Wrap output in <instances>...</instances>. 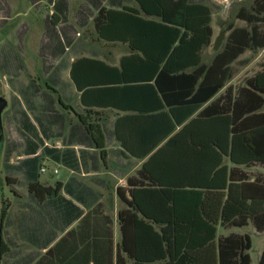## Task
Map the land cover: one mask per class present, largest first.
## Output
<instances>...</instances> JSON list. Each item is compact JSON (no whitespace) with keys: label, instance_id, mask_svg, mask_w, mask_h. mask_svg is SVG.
Masks as SVG:
<instances>
[{"label":"trees","instance_id":"16d2710c","mask_svg":"<svg viewBox=\"0 0 264 264\" xmlns=\"http://www.w3.org/2000/svg\"><path fill=\"white\" fill-rule=\"evenodd\" d=\"M131 1L134 6L84 0L75 16L80 25L92 23L99 41L127 48L116 66L97 50L70 63L68 78L85 110L86 121L80 120L84 133L96 146L88 126L92 108L122 112L108 135L122 154L144 159L137 184L128 186L129 199L115 189L126 207L116 213L120 239L113 260L107 250L105 260L99 255L103 233L96 228L89 233L95 250L91 264H250L247 235L216 237V226L233 229L250 223L256 233H264V177L258 171L264 170V64L259 62L240 85L224 87L248 63L240 59L244 53L264 49V0L236 10L240 26L222 24L223 41L216 52L211 50L208 63L201 53L212 46V9L204 0ZM53 7L58 12L48 18L42 45L51 62L49 79L67 67L70 52L65 50L78 45L73 42L76 29L58 22L65 0L60 9L55 3ZM218 91L219 102L200 109ZM17 115V126H26L31 135L17 132L32 144L28 151L35 152L42 143L38 131L47 136L40 119H33L37 131L24 111ZM25 163L27 192L38 204L54 207L61 201L73 210L67 222L81 216L59 195L58 183L44 187L37 182V157ZM104 234L109 243V231ZM54 250L33 264H85L72 256L66 261L72 248L59 259ZM257 264H264V248Z\"/></svg>","mask_w":264,"mask_h":264},{"label":"crops","instance_id":"0c3cea01","mask_svg":"<svg viewBox=\"0 0 264 264\" xmlns=\"http://www.w3.org/2000/svg\"><path fill=\"white\" fill-rule=\"evenodd\" d=\"M23 1L25 5L32 7L37 5L41 0ZM42 1L46 2L47 6L45 7H49L48 9L52 7L53 11L58 12V10H54V3L60 9L59 3L61 0ZM65 2L66 7H69V1L65 0ZM83 2L84 0H80L78 5L80 6ZM114 2L124 5L121 0H114ZM204 2V4L212 9L210 2L206 0ZM10 5L8 0H0V21L4 23L8 20L5 17L9 15V11L11 10ZM102 5L107 7V2H103ZM126 6H134V2L131 1V4H127ZM49 13L51 15V10H49ZM212 17L213 12L211 21ZM239 23L238 25H234L240 26L241 22ZM211 29L214 33V29L212 27ZM24 35L25 32L23 31L22 33L18 29L16 32L17 41L21 43ZM76 40L74 38L73 42H76ZM43 41L44 37L40 35L39 45H37L36 50L39 56L40 70L43 73L45 87L49 84L56 91L58 95L57 99L47 96L48 94H43L38 99V102L34 101L32 95L36 94L37 88L32 87L33 84L29 80L23 83L18 81L19 76L17 72L23 69V62L17 61L15 56L21 53L20 50L16 49L20 48L19 44L14 45L13 48L16 47V50H11V54L13 55L12 61L8 59L0 60L1 65L14 71L12 75L13 79L16 80L15 84H23L28 87L27 90L23 89L19 96L17 93L14 95V102L10 111L9 129L5 137L3 119L8 109L1 118L0 178L4 186L7 187L15 205L14 211L7 215L2 223L1 240L4 247L1 264H25L31 258L34 259L31 263L33 264L47 250L53 247H55L54 254L57 259L62 255L68 254L69 249L72 248L73 254L68 256L66 261L72 256L71 259L74 261L78 260L80 263L91 264L95 250L90 248L89 233L96 228L100 229L101 233H103V236H100L101 239H98L99 255L105 260L107 250L108 260H113L114 250L120 239L116 213L126 207L116 197L115 189L119 187L120 194L129 199L128 186L137 184V171L140 169L144 159L129 158L122 154L118 144L108 135L114 118L123 115L124 113L122 112L111 108H92L89 115V119L95 121L100 126L107 160H102L96 146H93L88 136L84 133L80 120L82 117L86 121L84 118L85 110L78 101L79 93L75 91L68 78V69L73 59L80 56L88 57V55L96 50L77 41L78 45L73 47L71 51L65 50V52H70L66 58L67 67L61 72V75L49 79L47 51L46 47L42 49ZM125 54L127 52L118 55L115 59L116 63L111 64L107 62L110 58L106 55V63L116 66L118 59ZM240 59L246 58L240 57ZM55 64L56 62L53 66ZM232 80L233 78L224 87L234 86ZM221 91H218L200 109L206 107L210 101L218 99L219 102ZM39 92L42 91L39 90ZM70 94L72 98H70ZM72 102L74 103L73 107L75 108V112H77V117L76 115L73 117L70 110L67 109L68 106H71ZM17 111H24L29 122L37 131L38 126L33 119L37 116L40 119V126L47 136L44 139L38 131V136L41 138L42 143L35 152L28 151V148L32 144L28 140L26 142L22 141L17 132L20 129V135L21 132L24 135H31L30 132L25 130L26 126H17L15 118H20L17 115ZM73 126L75 128L71 137L72 142H68V134ZM34 156L38 159L37 182L44 187H53L58 183L61 187L59 195L66 200H70L81 211L79 218L67 222L69 212H73L70 207H67L61 201L56 203L54 207L51 204L41 202L38 204L27 192L29 175H27L25 162ZM58 167L65 170L64 176L61 180L57 179L51 184V178L59 173ZM40 169H44V171L40 172ZM258 171L264 177V170L258 169ZM45 173H48V175L40 178ZM19 189H22L23 192L17 193L16 191ZM218 228L220 227L216 226V231ZM220 229L226 232L224 235L235 233L231 232L232 229ZM106 230L110 234L109 243H107L104 234ZM52 235L54 236L52 237Z\"/></svg>","mask_w":264,"mask_h":264},{"label":"rangeland","instance_id":"374dc122","mask_svg":"<svg viewBox=\"0 0 264 264\" xmlns=\"http://www.w3.org/2000/svg\"><path fill=\"white\" fill-rule=\"evenodd\" d=\"M10 2L11 10L9 11L8 20L0 21V60L1 59H13V55L11 54V50H20L21 53L15 55L17 61L23 62V69L17 72L18 81L28 82V80L33 84L32 87L37 88L36 94H33V100L38 102L41 95L48 94L47 96L58 98L56 91L53 93L45 87L43 82V73L40 70V61L39 56L36 53L37 45H39L40 35H43L45 29L48 27V18L50 16L49 10H51V14L55 13L53 8L45 7L47 6L46 2L39 1V3L35 6L29 7V5H25L23 0H8ZM69 7L60 10L59 12V23H64L71 25L76 29V34H74V38L77 41L82 42V44L91 47L94 50L99 51L102 56L108 55L110 60L108 63H116L115 59L118 55L124 54L127 52V48L125 45H121L118 43H107L103 41H99L96 39L92 23L87 20L85 23L81 24L79 22L74 21L75 14L79 9L80 0H68ZM212 5L213 17L210 23V26L214 29L213 36L211 38V43H213L218 31H221L222 24L232 21L233 24H240L238 21L234 20V14L236 10L240 7H249L252 0H206ZM124 5H130L131 0H121ZM46 17V18H45ZM45 18V20H44ZM43 19V20H42ZM21 25V26H20ZM20 27V28H19ZM20 30L22 33L25 32L24 38L20 41H17L16 32ZM18 42V43H17ZM20 45V48H13L14 45ZM211 58V45L203 50L202 53V62L208 63ZM241 58H248L249 63L246 67L241 68L238 73L233 77L232 84L240 85L246 77L251 76L256 70H258L257 65L260 63L264 64V50L257 52L256 54L245 53ZM48 63L51 62L48 59ZM12 72L13 70H9L6 66L0 64V97L5 98L7 101V106L3 110L1 114V118L3 117L5 111L6 116L3 119V130L5 132L4 137L7 135L9 129L10 122V111L14 102V95L17 93L18 96L23 89H28V87L23 84H15L16 80L13 79ZM49 85V84H48ZM50 86V85H49ZM48 86V87H49ZM45 87V88H44ZM41 90L42 92H39ZM70 98H72L70 94ZM74 98V97H73ZM74 103H71V106H68V110L72 113L73 117L78 116L77 112H75V108L73 107ZM81 117V116H80ZM91 118V117H90ZM83 120V118L81 117ZM88 126L90 129V133L92 134L96 149L102 158V160H107L105 157V146L104 139L100 130V126L95 121L88 119ZM59 173L51 178V184L57 180L62 179L65 173V170L61 167L57 168ZM257 171V170H256ZM264 172V171H263ZM48 173H45L40 176L43 178L47 176ZM17 193H22V189L17 190ZM15 209V205L13 199L10 197V193L7 190V187L1 181L0 178V264L3 255V244L1 240V231H2V223L5 217L11 214ZM231 232H235L238 234H245L249 238L250 241V249L248 251V255L250 258V264H257L258 256L261 250L264 248V233H256L250 223L242 228H233ZM226 234L225 231L220 228L216 231V237L219 235Z\"/></svg>","mask_w":264,"mask_h":264},{"label":"water","instance_id":"95a60500","mask_svg":"<svg viewBox=\"0 0 264 264\" xmlns=\"http://www.w3.org/2000/svg\"><path fill=\"white\" fill-rule=\"evenodd\" d=\"M223 38H224V33L221 31H218V33H217V35H216V37L212 43V46H211V50L213 52H216L218 50V48L220 47V45L223 41ZM6 105H7V101L3 97H0V142L2 140L1 113L4 110V108L6 107Z\"/></svg>","mask_w":264,"mask_h":264},{"label":"built area","instance_id":"2783aa9c","mask_svg":"<svg viewBox=\"0 0 264 264\" xmlns=\"http://www.w3.org/2000/svg\"><path fill=\"white\" fill-rule=\"evenodd\" d=\"M44 171V169H40V172H43Z\"/></svg>","mask_w":264,"mask_h":264}]
</instances>
